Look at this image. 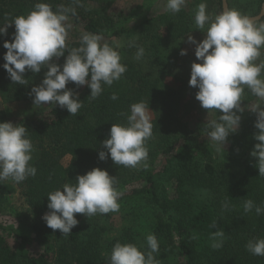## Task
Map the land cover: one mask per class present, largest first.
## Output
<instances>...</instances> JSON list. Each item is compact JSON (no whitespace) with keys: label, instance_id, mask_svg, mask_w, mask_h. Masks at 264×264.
Instances as JSON below:
<instances>
[{"label":"trees","instance_id":"trees-1","mask_svg":"<svg viewBox=\"0 0 264 264\" xmlns=\"http://www.w3.org/2000/svg\"><path fill=\"white\" fill-rule=\"evenodd\" d=\"M113 1L81 0L75 4L73 0H0V26L28 14L38 2L49 3L53 11L60 5L76 9V15L70 14L68 21L72 27L65 56L54 57L53 62L61 67L68 51L81 46L83 32L102 34L127 67L119 80L111 86L103 85V92L94 100L88 98L87 85L77 87L70 82L69 88L84 102L76 115L56 105L47 114L21 123L33 144L30 164L37 173L20 183L0 181V217L6 216L11 207L9 199L18 190L28 208L27 212L15 213L14 223H0V264H109L116 242L149 251L148 234L158 240L159 251L154 256L159 264H264V256L246 249L249 240L264 238V214L255 211V206L264 207V177L259 176L256 160L250 155L258 143L254 139L258 130L249 110L258 98L245 90L241 102L245 110L238 113L240 130L227 139L228 160L218 163L208 136L210 129L179 117L184 87L174 88L165 82L169 67L180 61L183 39L194 33L206 35L207 25L200 30L194 19L202 0H191L188 8L183 6L177 13L166 11L162 0L155 12L138 13L135 18L109 15L105 6ZM205 2L213 17L223 11L222 0ZM263 3L228 0L229 8L251 17L260 14ZM14 32L13 25L6 36H0V97L4 105L33 101L31 89L41 84L47 71H26L27 85L10 79L3 68L7 51L3 43L11 42ZM120 39L126 43L115 46ZM133 40L145 50L139 60L138 48L129 46ZM198 90L195 88V94ZM113 94L117 99H112ZM141 101L155 114L152 137L146 141L147 160L135 168L116 165L110 156L101 161L98 153L106 151L102 142L109 137L112 124H126L130 106ZM214 112L218 120L221 113ZM0 122H7L1 110ZM97 167L116 176L115 187L124 193L118 201L119 210H129L123 217L127 227L119 236L105 240L116 212L92 217L75 214L79 223L68 235L47 227L42 217L49 211L48 193L65 183L75 184L78 175ZM165 185L171 187L172 195ZM249 199L255 206L245 212L244 203ZM225 203L227 208L223 207ZM217 230L224 231L223 246L213 249L210 237ZM4 235L19 242V248H11Z\"/></svg>","mask_w":264,"mask_h":264},{"label":"clouds","instance_id":"clouds-1","mask_svg":"<svg viewBox=\"0 0 264 264\" xmlns=\"http://www.w3.org/2000/svg\"><path fill=\"white\" fill-rule=\"evenodd\" d=\"M81 0H73L80 4ZM186 0H164V9L171 13L179 12ZM71 15H76L74 7L58 6L53 11L46 2H38L26 15H19L0 26V36L7 35L8 27L14 25L15 32L11 42L5 40L3 68L14 83L27 85L24 73L47 71L40 85L31 89L35 105H59L71 115H76L83 107L79 93L67 87L72 82L77 87L87 85L90 88L88 98L94 100L103 92V85L111 86L126 72V65L121 63L119 52L104 42L102 34L83 32L81 46L71 48L65 57L63 66L53 61V57L65 56L66 40L72 25L68 22ZM195 24L206 35L197 42L191 35L188 42L195 45V57L199 62L191 65L189 86L198 88L196 100L203 109L218 110V120L206 124L208 136L217 147L224 149L230 134L238 131L241 107L245 90L258 98L250 106L256 114L254 145L250 155L255 158V167L259 176L264 177V60L256 61L264 48V20L243 14L235 8H225L214 17L207 12V3L202 0L195 12ZM130 47L136 46V59L144 56V48L131 41ZM186 55L187 50H181ZM112 99H117L115 94ZM152 123L149 105L143 101L130 106L126 124H112L109 137L102 142L106 151L98 153L104 161L111 158L116 165L135 168L148 158L146 141L152 137ZM33 144L27 136L23 124L0 122V181L11 179L15 183L35 176L37 169L30 164ZM146 166V165H145ZM116 176H110L107 170L93 168L84 175L76 177V183H65L48 193V209L42 217L46 226L60 230L64 235L71 234L79 223L75 214L92 217L96 214L118 212L122 191L115 187ZM252 200L244 203L245 212L254 207ZM227 208V203L223 205ZM257 215L264 214V207L255 206ZM215 227V225H213ZM224 231L212 233L211 247L223 246ZM149 251H141L135 244L116 242L110 254L109 264H159L154 253L159 251V244L154 234L146 237ZM246 249L256 256H264V238L249 240Z\"/></svg>","mask_w":264,"mask_h":264},{"label":"rangeland","instance_id":"rangeland-1","mask_svg":"<svg viewBox=\"0 0 264 264\" xmlns=\"http://www.w3.org/2000/svg\"><path fill=\"white\" fill-rule=\"evenodd\" d=\"M162 0H115L109 5L106 4V11L111 16H128L135 18L138 13H152L158 9ZM191 0H187L185 7H189ZM197 42L202 41L205 36L199 35L197 33L192 34ZM125 40L115 41V46L122 47L125 44ZM184 50H187L186 55L180 57V61L176 65L170 66V74L166 79V85L171 87L183 86L182 91V103L179 111V117L186 123L194 124L201 123L205 125L211 120H215L214 110L203 109L200 105V102L196 100L195 87L189 86L190 74H191V65L192 63L199 62L195 57V45L188 42V37L183 39ZM264 57V48L261 49V56L256 61V63L261 62V59ZM54 61V57H53ZM52 61V62H53ZM69 88V84L67 85ZM264 106V102H260ZM56 105H35L33 101L31 102H22L14 105H4L0 97V110L4 111L7 116V122H12L13 124H21L26 120H30L36 117L43 116L47 114L52 108ZM249 113L256 118V114L249 111ZM151 122L155 118L154 111L150 109ZM240 127L237 132L230 134L235 135L239 132ZM214 143V142H213ZM215 146V159L218 163H223L228 160L229 153V144H225L224 149L217 151ZM157 153V152H156ZM34 155L32 154V157ZM33 159V158H32ZM169 195H172V189L170 186L165 185ZM11 207L6 211V216L0 217V223L4 225L12 224L16 221L15 213L17 212H27L28 208L24 203V199L21 195V190H18V193L14 196H11L9 199ZM129 213V210L118 211L112 214L111 229L105 235V240L108 241L114 237L120 235L122 230L127 227L126 221L123 218L125 214ZM2 234V233H0ZM9 245L13 249H18L20 244L14 239L8 238L7 235H4Z\"/></svg>","mask_w":264,"mask_h":264},{"label":"water","instance_id":"water-1","mask_svg":"<svg viewBox=\"0 0 264 264\" xmlns=\"http://www.w3.org/2000/svg\"><path fill=\"white\" fill-rule=\"evenodd\" d=\"M222 5H223V10L225 8H229L228 0H222ZM253 18H260L261 20L264 18V3H263L262 10H261L260 14L257 16H254Z\"/></svg>","mask_w":264,"mask_h":264}]
</instances>
